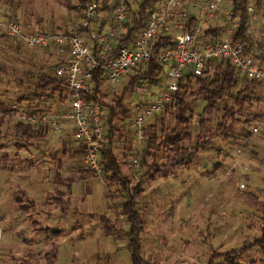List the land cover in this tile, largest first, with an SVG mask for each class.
<instances>
[{"label": "rangeland", "instance_id": "374dc122", "mask_svg": "<svg viewBox=\"0 0 264 264\" xmlns=\"http://www.w3.org/2000/svg\"><path fill=\"white\" fill-rule=\"evenodd\" d=\"M74 6L76 0H0V19L14 20L24 33L71 31L81 17ZM41 51L0 41L1 103H17L20 95L32 93L42 72L65 61L52 48ZM261 51L258 58L264 65ZM127 83L123 79L110 86L107 94H122ZM133 92L125 94L127 107L136 103ZM256 92L258 100L238 116L232 133L209 138L205 136L221 124L223 105L205 115L200 128L206 104L194 102L184 145L204 140L199 153L185 167L161 168L153 182L144 179L136 211L143 222L140 254L148 264H209L214 256L212 264H264V84ZM49 104L42 106L54 108L52 112L61 109ZM16 123L12 117L0 127V264H131L128 237L122 236L130 227L121 214L119 193L98 177L79 172L87 168L73 149V160L56 154L65 137L72 136V123L60 122V131H49L45 141L24 149L14 137ZM156 123L159 127L154 119L148 125ZM118 125L128 131L125 120ZM255 127L259 131L253 135ZM127 131L124 145L115 143L114 151L122 174L135 185L146 168L140 161L132 167V154L137 148L146 150L147 143H132ZM243 131L250 136L245 138ZM163 152L157 156L159 166ZM56 173L62 180L56 181ZM105 220L113 228L108 235ZM47 231H58V239L47 242ZM52 250L56 259L45 260Z\"/></svg>", "mask_w": 264, "mask_h": 264}, {"label": "built area", "instance_id": "2783aa9c", "mask_svg": "<svg viewBox=\"0 0 264 264\" xmlns=\"http://www.w3.org/2000/svg\"><path fill=\"white\" fill-rule=\"evenodd\" d=\"M142 0H86L77 3L80 35L63 32L24 33L12 19H0V41H14L27 50L59 48L65 59L54 69L64 81L65 103L56 112L30 113L17 103V122L48 131L61 130L60 122L73 125L72 137L82 151L85 167L105 184L100 151L106 142L104 109L88 100L96 82L107 94L110 86L123 79L137 77L134 85L136 103L127 107L126 129L131 141L140 146L144 129L173 102L178 85L188 76H202L214 64H229L244 81L264 84V65L258 53L264 50V0H154L143 27L129 38V7ZM242 16L246 17L243 21ZM244 28V29H242ZM250 42L238 40L239 37ZM264 57V56H263ZM262 60V58H261ZM162 67L152 83L146 78L149 65ZM128 84V83H127ZM116 93L110 91V95ZM131 114L129 115V110ZM129 115V116H128ZM258 127L251 130L256 135ZM119 145H124L121 140ZM126 144V142H125ZM137 148L133 155L140 152ZM139 158L133 156L132 167ZM246 170V168H244ZM241 188H244L242 185Z\"/></svg>", "mask_w": 264, "mask_h": 264}, {"label": "trees", "instance_id": "16d2710c", "mask_svg": "<svg viewBox=\"0 0 264 264\" xmlns=\"http://www.w3.org/2000/svg\"><path fill=\"white\" fill-rule=\"evenodd\" d=\"M85 1L86 0H76V4L84 3ZM240 1V9L242 10L246 0ZM153 2L154 0H142L139 5L129 7L128 22L126 23L131 24L129 38H131L130 36L134 37V35L143 27L147 11L153 5ZM245 18L246 17L242 16L243 21ZM78 26L79 23L77 28L71 31H62L60 28H57L58 31L56 32L80 35L83 31ZM5 39L6 38L3 35L1 41ZM238 40L250 42L249 39L242 36L239 37ZM50 49L51 48L44 49L42 51L44 53ZM38 50L40 49H37L36 51ZM52 50L56 52L58 57L62 56V60L67 58L66 49L64 52H61L59 48H52ZM263 59L264 57H262V60ZM61 63L62 62L60 61V64ZM161 69L162 67L158 64H150L146 70V78L150 79L152 83H155L156 76ZM49 71L42 72L38 76V80L32 93H29L28 95H20V97H18L17 104L19 107L25 108L32 114L36 112L46 113L52 112L53 110L55 111V109L53 108L52 110L48 106L46 107L42 105L51 103L49 105L55 107L58 103L66 102L65 97H63L64 81L55 76L53 68ZM136 79L137 77H130L122 94L113 93L111 95L103 94V91H100L102 83L96 82L94 92L88 96V100L99 102L102 105L104 112H106L103 116V123L106 128L107 136L106 142L100 151V160L103 168L105 185L109 189L114 188V190H116L115 192L119 193V197L122 198L121 214L125 216L130 227L129 232L122 236L128 237L131 264H148L140 254V234L143 229V222L140 219L139 213L136 211V200L143 190L145 178L153 182L155 175L161 173V168L176 169L187 166L190 163V159L193 156H196L202 148V145L205 142L202 139L196 141L193 147H186L184 145V142L189 139L188 130L191 118L189 116L191 105L199 99L203 100L206 104L200 116V128L205 124L203 117L205 115H211V113L213 114L221 105H223L222 115L220 117L221 124L217 126L211 134L206 135L205 138H209L210 135L219 133H232V126L238 121V116L243 112L247 105L251 106L253 102L258 100L256 98V91L257 88L263 86V83L240 80L236 76L234 68L227 63L214 64L209 68V71L205 72L202 76L195 79L188 76L184 81L180 82L178 85V91L173 96L172 104L168 109L161 113L160 117L155 119V122L160 121L159 127L157 126L158 123H156V125H148L144 129V140H146L147 149L142 150L135 155L132 154V156L138 157L140 165L143 168H146L145 173L139 176L138 182L135 183V185H132L131 179L124 176L121 172V165L115 154L114 145L124 138V131L118 123L123 122L127 117L128 110L124 102V97L125 94L134 87ZM25 96L29 98H26ZM15 112V110L10 108L9 104L0 102V127L7 119L12 118ZM229 120L230 123L227 124V121ZM170 123L173 124L172 128L170 127ZM245 123L247 126H250L249 120H246ZM13 130L15 139L23 143L20 145L21 147H18L23 149L28 148L29 146H38L41 142L46 140L49 133L47 127H35L21 122H17L13 126ZM242 135L247 138L250 136V133L248 131H243ZM72 149L74 154L82 156V151L77 142L69 135V137H65L62 141L61 149L58 150L56 154L61 155V157H66V159L73 160V155H71ZM161 150L164 151L163 153L165 157L164 163L159 166L157 164V156ZM58 166L60 167V165ZM79 172L96 176L87 169H79ZM55 179L57 182L62 180L58 173H56ZM64 184V186L68 187L67 183ZM69 190L70 187L67 188V192H69ZM17 202L19 201L17 200ZM262 220L260 234L261 238L264 239V219ZM110 226L111 225L108 221H103V227L104 230H106L107 235L113 232V228ZM45 233L47 234V242L50 238H56L57 240L59 237L58 231L53 232V234L49 231ZM122 236L118 233V237ZM226 256L227 255H225V257ZM217 257L218 256L212 257L208 263L212 264L210 261ZM44 259L55 260L56 250L47 252Z\"/></svg>", "mask_w": 264, "mask_h": 264}, {"label": "crops", "instance_id": "0c3cea01", "mask_svg": "<svg viewBox=\"0 0 264 264\" xmlns=\"http://www.w3.org/2000/svg\"><path fill=\"white\" fill-rule=\"evenodd\" d=\"M66 59H68V56H67V58ZM70 134V133H69ZM70 137H72V136H70Z\"/></svg>", "mask_w": 264, "mask_h": 264}]
</instances>
